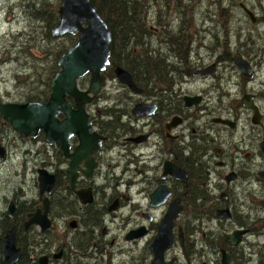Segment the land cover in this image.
<instances>
[{
    "label": "flooded vegetation",
    "instance_id": "1",
    "mask_svg": "<svg viewBox=\"0 0 264 264\" xmlns=\"http://www.w3.org/2000/svg\"><path fill=\"white\" fill-rule=\"evenodd\" d=\"M140 1L143 2L144 10L147 14L146 21L151 29L152 36L146 41V44L152 49L151 52L158 51L160 53L166 65L174 67L173 64H175L181 72L185 70V76L166 78L161 81L153 80L152 78L148 81L149 77H144L141 87L134 82L143 93H134L124 85H122V93L110 92L115 91L114 89H109V92L105 93V85L102 92L96 96L93 102L85 107L90 117L93 133L100 137V145L96 147L90 143L87 146L85 156L80 158L78 163L79 168L75 172L76 178L73 186L70 185L72 174L69 171V163L73 160L80 143L76 135L69 139L68 148L65 152L56 143L47 142L43 133H39L34 139H22L29 143L41 141L44 143L46 162L44 167L48 166L46 170L56 175L55 185L51 189L50 194L41 197L38 193V203H32V210L25 214V219L22 222L23 231L29 232L34 230V227H38L32 225L25 231L24 223L28 214L37 210L41 214L44 213V198H47V218L50 226L44 232L41 230L40 232L48 236L52 232V228L53 230L55 229L53 220L58 217L69 228L74 230V233H71L72 235L69 238L68 236L66 237L67 241L64 244H57L54 250H52V238L44 239L42 244L45 249L51 248L50 252L42 255L47 257V264L59 263L69 256H80L81 260L97 264L106 260V264H111L114 255L109 247L115 245V239L110 238L109 225H123L126 231L124 234L126 242L138 244L148 237H150L152 242L157 232V226L175 200H179V205L183 207V210L174 221L172 230L174 237L173 250H179L186 264H194L193 259L196 258L192 255L195 254L192 249L194 244L189 240L191 233L195 230V227H190L189 225H196L194 219V198L196 192L194 165L206 167L204 187L206 189L209 188L211 192H215V189L222 191L220 198L226 201L227 193L223 192H227L226 187L228 188L231 183L237 180L239 171L230 169L229 173L222 177L226 187L223 188L219 184L215 186V189H212L210 185L211 167L214 165L226 167L231 162L234 164L236 159L234 156L244 150H241L238 146H232L233 143L229 141V136H232V132L236 131L237 121L243 112L250 116V121L252 122L253 110L243 108L240 103L243 97L249 96L252 99V104L257 108L260 115L259 124L252 122L255 125L252 127L260 129L263 126V115L257 105L256 95L251 92L246 93V91L244 93V86L252 78L244 77L247 80L246 84L241 79L237 83L232 84L231 87L224 85L221 68L227 67L228 61L231 63L232 59L231 57L227 60V47L225 44L216 43L212 47L205 45L197 47L195 50L193 46L195 34L192 29L194 4L191 1L185 3L186 0H177L180 5L178 4L174 8L176 17L168 18L167 12L159 11L156 14L157 16L152 18L153 15L150 13L154 6L152 3L158 2V0ZM164 1L166 0L161 2L164 3ZM238 6L242 13L247 16L244 12L245 5L238 3ZM248 10L251 11L249 8ZM251 12L255 17V21L252 22L247 17L252 24L263 23L264 19L262 17L257 18L255 13ZM175 22H177V27L169 31V27ZM227 26L221 24L222 29ZM232 31L236 32V29H232ZM166 32H172L177 35L179 38L178 44H184L183 48L179 50V54L178 49L182 45L175 47V51L166 47L165 50L168 51L162 52L161 48H164L162 46L165 44ZM228 32H224L225 37L229 34ZM203 39L206 40V37L203 36L202 41ZM169 50L177 53L178 56L172 57L169 54ZM201 50L204 52L203 54H201ZM213 55H215V59L206 62ZM210 66H213L212 73L206 76H194L195 72L207 69ZM190 69L191 73L188 74ZM232 88L236 93H230ZM239 94H242L238 100L240 109L232 105L236 100V98L232 100L233 96H238ZM185 97L193 99L189 101L191 103L189 108L185 106ZM68 99L73 106L72 99ZM227 99L231 100L232 103H228ZM138 105L145 106L144 114L136 115L134 113L135 107ZM64 118V115L58 116L59 120ZM214 119L229 120L235 124V127L230 128L229 126L215 123L213 122ZM0 123L3 126L10 127L1 117ZM254 136L255 134L251 138L247 137V142L244 140H241V142L244 145H248L250 149L257 142L259 152V145L264 139V135L262 137L260 135ZM0 146L4 149L3 159H1L4 160L7 157V145L1 142ZM231 148H233V154L231 155V161H229L228 149ZM87 164L90 167H87ZM120 168L121 171L117 174ZM166 169H182L187 175V183L185 184L183 181L174 178L169 173L164 174ZM229 174L235 175V179L231 182L225 180ZM121 185H125V192L119 190L118 186ZM160 187H164V191L168 193V196L162 204L151 206L152 200L150 197ZM78 192H81V196L78 195ZM85 192H88L92 198L90 203L86 202L88 196ZM22 203L25 202H20V204ZM15 205L17 214L14 218L9 219L18 218L19 204L15 203ZM225 208L228 207L226 206ZM185 211L188 215H186ZM182 219L183 223H181ZM181 225L185 226L182 227ZM140 228L145 230V234L142 237L131 241L126 239L127 235H134V232H138ZM180 228L182 229L184 251L180 244ZM15 229L17 231V227ZM237 229L246 228L239 226L235 228V230ZM75 235H77L79 243L86 240L91 245V248L86 253H79L68 247L67 242L71 241L70 239ZM246 235L243 236L241 242L236 246L225 242L228 247V251H226L231 258L230 264H233V260L242 253L235 249L242 245ZM168 252L166 253L167 261L170 260L167 259ZM59 253L60 256L58 258ZM32 256V260L39 264V258L42 256L38 258ZM95 256L96 258H94ZM171 259L175 260L174 264L179 261L178 256ZM202 264L208 263L203 262Z\"/></svg>",
    "mask_w": 264,
    "mask_h": 264
},
{
    "label": "rangeland",
    "instance_id": "2",
    "mask_svg": "<svg viewBox=\"0 0 264 264\" xmlns=\"http://www.w3.org/2000/svg\"><path fill=\"white\" fill-rule=\"evenodd\" d=\"M35 1L0 0V102L24 103L27 102L26 98L29 93L34 91L33 88L38 86L39 90H43L44 68H47L52 62L55 52L62 45L67 44L63 37H53L55 39L53 42L45 41L46 38L44 39L45 34L41 25H34V21L30 19L28 14L33 8L32 4L37 8ZM161 1L152 3L154 4L150 12L153 15L152 18L156 17L159 11L167 12L168 18L176 17L172 8L170 10L163 9L161 5L163 2ZM188 1L194 4L192 29L195 34L193 45L195 50L200 46L212 47L216 43H224L227 47V60L239 53L253 69L252 80L246 84L247 80L239 75L236 68L231 66L230 61H228L227 67L221 68L224 85L231 87L232 84L243 79L246 84L244 93L246 91V93L251 92L256 95L257 105L263 115V126L260 129L252 127L255 125L250 121V116L245 112L241 114L237 121V129L232 132V136H229V141L233 143L232 146H238L244 150L234 156L236 158L234 164L231 162L226 167L217 165L211 167L210 185L212 189H215V186L219 184L223 188L226 187L222 177L227 175L230 169L238 170L239 176L228 188L226 187L227 192H223L227 193L226 201L220 198L222 191L215 189V192H211L208 188L206 193L214 198L215 209L227 206L231 214L240 221H245L244 217L248 218V223L244 227L248 230V234L242 245L235 250L241 251L248 259L246 264H264V227L262 226V220H264V180L258 177V173L264 171V154L258 152L257 142L254 143L252 149L241 142V140L246 141L247 137H253V134L261 137L264 135V21L261 24H252L238 6V3H243L247 9L249 8L255 13L257 18L262 17L264 19V0H186L185 3ZM39 7L40 10L45 9L44 5ZM221 24L229 26L222 29ZM176 27L177 22L169 27V31ZM232 29H236V32ZM226 31H229V34L225 37L224 32ZM203 36L206 37V40L203 39L202 41ZM10 53L13 54L10 56ZM203 53L201 50V54ZM213 59H215V55L210 56L206 62ZM173 65L176 67L175 64ZM18 75L22 76L17 79ZM25 76L31 78L26 79ZM106 79L105 93H108L109 89L115 90L110 92H123L122 85L115 78ZM88 83L89 75L80 79L78 86L80 89H86ZM230 93H236V91L232 88ZM241 96L242 94L233 96L232 100L236 98L233 103L229 99L227 102L240 109L238 100ZM1 142L7 145L8 150L6 159H0V217L6 215L7 206L11 200L17 205L20 202L38 203L36 171L39 168H48V166L44 167L46 162L42 141L38 143L23 141L11 127L4 126L0 129ZM228 153L230 155L228 160L231 161L233 148L228 149ZM121 168L118 169L117 174L120 173ZM118 187L121 192L126 191L125 185ZM142 205L144 204L142 203ZM185 213L188 215L186 211ZM181 223H183V219ZM198 225L199 227H197ZM198 225H189L195 227L194 233L189 239L194 244L195 254L192 255L196 258L193 259V263L220 264L219 249H209V243H216L217 240L212 241L214 238L224 237V234H230L239 226L217 218L209 221L202 218ZM54 226L55 229L52 228V232L48 235L50 237L41 233L38 227L22 233V235L28 236L26 239L24 238L22 245L28 249L27 251H30L32 257L38 258L44 253L50 252L51 248L45 249L42 244L45 238H52V250H54L57 244H64L67 241L66 237L69 238L74 233V230L69 228L59 217L53 220ZM181 226L184 227L185 225ZM108 228L110 238L115 239V245L109 247L114 255L111 264H149L152 258L147 252V247L151 243L150 237L138 244L129 243L124 240L126 231L123 225H109ZM224 244L226 246V243ZM176 256L179 259L177 264H186L179 250L168 252L167 259ZM106 263V260L100 261V264Z\"/></svg>",
    "mask_w": 264,
    "mask_h": 264
},
{
    "label": "water",
    "instance_id": "3",
    "mask_svg": "<svg viewBox=\"0 0 264 264\" xmlns=\"http://www.w3.org/2000/svg\"><path fill=\"white\" fill-rule=\"evenodd\" d=\"M245 14L254 22L255 17L251 11L244 8ZM58 23L51 30L52 37H62L65 35L76 36V43L63 52L58 59L59 71L56 73L50 88L46 102L28 101L25 103L0 102V117L8 123L12 130L21 139L36 138L39 133H43L47 142L56 143L65 152L68 148L69 139L76 135L79 138V146L76 149L73 160L69 163V171L72 174L70 185L73 186L76 178V170L79 168L80 158L85 156L88 145L99 146L100 142L97 135L93 133L90 117L86 112V105L93 102L106 85L105 71L110 64V45L111 32L106 22L102 19L91 0H61L58 7ZM231 63L238 71L239 75L245 78H252V68L249 63L241 56L235 54ZM213 66L194 73V76H206L212 73ZM114 76L121 84L129 88L134 93H143L135 85L131 74L122 67L114 68ZM89 75V83L85 90L78 86L80 79ZM72 99V106L69 99ZM193 99L185 97V106L189 108ZM245 109L253 110L252 122L259 124L260 115L257 108L252 104V99L245 96L240 101ZM143 105L135 107L136 115L144 114ZM64 115L63 120L58 116ZM213 122L220 123L230 128L235 124L229 120L214 119ZM260 151L264 154V139L259 145ZM3 147L0 146V159H3ZM90 167V165H86ZM37 173L39 196L49 195L55 185L56 175L51 174L44 168H39ZM171 174L174 178L187 183V175L182 170L166 169L165 173ZM259 177L264 180V171L259 173ZM235 179L234 174L226 176L225 180L231 182ZM86 202L92 201L88 192ZM81 196V192H78ZM168 193L164 187H160L151 195V206L162 204ZM156 201V202H155ZM83 201L84 204H86ZM45 211L43 214L37 210L27 215L24 223L26 231L30 226L36 225L42 232L49 228L47 218V198L43 199ZM183 207L179 205V200H175L157 226L156 235L148 247V253L152 256L149 264H174L175 260H166V253L174 249V237L172 230L174 221L182 212ZM17 214V207L10 201L6 215L14 218ZM217 219H222L226 223L232 222V215L228 208L217 209L215 211ZM248 233L246 229H237L231 234L224 236V242L232 246L238 245L243 236ZM16 229L12 227L7 230L1 241L0 264H16L21 255V249L16 245ZM145 234L144 228H140L134 235H127L126 239L131 241L142 237ZM180 244L184 251L182 229L180 228ZM60 253L58 255V258ZM231 258L226 249L220 250V264H230ZM39 264H47V257L39 258Z\"/></svg>",
    "mask_w": 264,
    "mask_h": 264
},
{
    "label": "trees",
    "instance_id": "4",
    "mask_svg": "<svg viewBox=\"0 0 264 264\" xmlns=\"http://www.w3.org/2000/svg\"><path fill=\"white\" fill-rule=\"evenodd\" d=\"M25 1V0H24ZM36 6L32 4L29 7L30 12H28L31 20L34 21V25H41V29L44 31L45 41L53 42L55 39L51 36V30L58 23V7L60 0H36ZM39 2V3H37ZM93 6L96 8L97 12L100 14L102 19L108 25L111 32L112 40L110 45V64L105 72L106 78L114 79L113 69L114 67H122L127 70L135 83L141 87L143 78L149 77L148 81L159 80L171 77H184L185 70L181 72L177 67H172L166 65L164 60L161 58L158 51L151 52L152 49L146 44V41L150 39L151 29L146 21V12L144 10L143 2L140 0H91ZM33 3V2H32ZM177 0H166L164 1L162 7L163 9L174 10L178 5ZM29 5V4H28ZM44 5L45 9L40 10L39 6ZM180 5V4H179ZM48 9H47V8ZM154 7V6H153ZM152 7V8H153ZM26 14V12H25ZM27 15V14H26ZM28 17V16H27ZM66 45H62L53 55L52 62L49 63L48 67L44 68V78L42 86L43 90H39V87L33 88L34 91L29 93L26 101H46L48 98V90L50 85L59 71L58 59L60 55L65 52L69 47L76 43L77 37L65 35L63 36ZM178 36L174 35L172 32H166L165 44L161 48L162 52L166 47L175 51V47H179V50L183 48V43L178 44ZM169 50V54L172 57H177L178 54ZM13 53H10L11 56ZM46 55V52H45ZM182 59V58H181ZM191 73L190 72L188 74ZM18 75L17 79H19ZM190 76V75H188ZM26 79L31 78L25 76ZM35 93V94H34ZM34 95V96H32ZM4 126L0 123V129ZM194 182H195V198H194V219L198 225L199 221L204 218L207 221L216 219L215 217V203L214 198L206 193V188L204 187L206 181V167L200 165H194ZM33 208L32 203H22L18 205V218L9 219L6 215L0 217V245L2 238L4 237L7 230L11 229L13 226L17 227L16 238L17 246L21 248V255L19 261L16 264H36L32 260V254L28 249L22 245L24 244V238L27 235H22L23 231V221L25 219V214L30 212ZM22 218V219H21ZM245 221H240L235 215H232V223L239 225L240 227H246L248 223V218L244 217ZM20 220V222H18ZM262 226L264 227V220H262ZM199 227V225L197 226ZM25 233V232H24ZM194 233V232H192ZM191 233V234H192ZM71 241L67 242L68 247L79 253H86L91 245L88 241L84 240L79 243L77 240V235L73 236ZM216 243H209V249L218 250L226 249L228 251L227 244L225 246L224 237H216L212 241ZM207 243V242H206ZM205 243V245H206ZM193 249V247H192ZM248 259L245 258L243 253H240L238 257L233 260V264H246ZM56 264H91L87 260H81L80 256L65 257L61 262Z\"/></svg>",
    "mask_w": 264,
    "mask_h": 264
}]
</instances>
